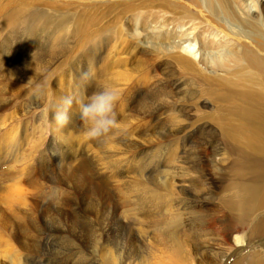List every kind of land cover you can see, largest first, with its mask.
I'll return each mask as SVG.
<instances>
[{
    "label": "rangeland",
    "instance_id": "obj_1",
    "mask_svg": "<svg viewBox=\"0 0 264 264\" xmlns=\"http://www.w3.org/2000/svg\"><path fill=\"white\" fill-rule=\"evenodd\" d=\"M4 17L9 18V21L4 23ZM224 24L220 23L216 15H209L197 0H0V45L6 42L17 44V51L9 48L7 56L13 58L15 51L16 56L20 57L19 65H31L37 62L35 58L39 62L49 63L47 69L34 76L30 82L20 81L22 87L18 89V94L8 87L7 91L0 94L1 98L10 100L9 106L0 111V155L8 156L9 160L14 154L18 156L21 153L24 166L31 160L30 166L42 163L44 169L53 171L56 184L44 181L41 177L39 181L44 183V190L48 192L44 200H54L62 218H67L66 221L74 218L88 224L95 218L93 204L89 200H78L81 198L79 186L75 182L78 173L66 172H71V166L79 167L91 179L97 177L113 186L114 190L108 191L110 197L105 199L112 229L104 234V238H109L110 233L115 235L120 232L123 240L139 249L135 230L142 226L121 216L127 203L137 201L130 181L138 183L137 188L146 186L156 196L172 199L162 210L172 205L173 209L181 212L187 223L184 233L173 232L169 235L174 238V242L178 240L175 246H178L182 261L164 251L160 235L155 231L147 237L149 249H143L136 253V257L132 255L122 263L118 262L109 241L102 242L96 254L89 242L88 246L85 242H73L68 251L65 241L71 233L68 236L62 231L54 232L47 225L48 221L42 220L41 230L33 233L29 227L23 237L25 244L20 245L11 236L14 231L20 230L0 223V264H17V258H23L27 264H251L264 260V205L256 209L257 212L255 210L252 215L249 214V218L248 215L244 216L241 208L231 209L225 200L234 196L237 199L240 197L242 203L252 202L256 200H252V197L264 195L263 156L258 159L263 161L259 169L254 170L256 174L247 170V174L245 172L242 176L238 170L240 161L233 152L234 139L229 134L233 132L229 116L254 123L259 131L253 135V142L264 150V96L245 92L253 87L252 80L249 77L245 83L240 81L244 71H236L237 65H233L232 60L226 59L222 67H215L219 74L217 77H208L204 73L211 71L209 66L212 63L209 60L200 62L191 70H181L168 57L187 39L195 42L189 48L194 51L199 49L198 55L204 58L216 51L237 49L231 45V39L223 36L224 32L220 28L226 30ZM95 27H99V30L89 32ZM55 34L63 35L57 45L62 46V49L56 56L49 57L45 52ZM93 39L96 42L91 46ZM22 49L24 53L20 56ZM92 50L96 52L87 55ZM161 57L167 59L163 65L167 67V73L156 68L159 66L157 60ZM86 63L90 65L84 70L90 67L93 72L90 76L92 84L83 86L76 77L83 78L80 69ZM5 68L9 67L0 60V70ZM231 79L240 84L235 86V81ZM3 82L9 84L10 80L5 78ZM37 84L41 86V94L39 97L33 96L34 103L30 108L27 104ZM230 85L235 88L231 90ZM106 86L119 92L114 106L115 127L107 135L86 138L83 135L85 124L80 120L75 105L69 112L67 131L62 133L61 128L50 122V105L60 96L69 93L88 95ZM39 102L43 104L36 106ZM73 109L75 114H72ZM43 111L46 113L45 118L42 117ZM159 149L164 154V160L168 159L165 161L167 164L164 162L160 166V177L158 180L156 178L158 184L155 179L136 180L131 177V167L139 158ZM167 160H172L173 164L167 166ZM12 162L2 163L0 167L6 168ZM11 165L13 172L23 168L18 162ZM33 173H27L22 181H26ZM248 175L252 179L244 184ZM173 178L178 182L174 192L169 190ZM9 182L0 173V186ZM55 185L57 191L51 190ZM198 189H202V195L197 193ZM31 190L28 187L27 193L20 194L26 203L37 193L33 190L31 194ZM229 191L233 193L229 194ZM20 210L27 218L25 222L15 224L26 230L31 210L26 209V204H21ZM137 218L143 221L144 217L138 214ZM122 224L128 227L124 228ZM192 225L194 228H206L212 232L213 238L228 240L232 245L228 254L224 257H221L223 253L219 255L225 250V244L219 242L209 248L192 250L181 246L180 242L185 239ZM81 238L86 239L84 234ZM35 244L39 246L36 254L33 251ZM59 244L63 247H58ZM80 252L89 253V256L84 257L86 261L79 260L83 258ZM26 253L32 256H24ZM217 257H221L219 262L216 261Z\"/></svg>",
    "mask_w": 264,
    "mask_h": 264
},
{
    "label": "bare ground",
    "instance_id": "obj_2",
    "mask_svg": "<svg viewBox=\"0 0 264 264\" xmlns=\"http://www.w3.org/2000/svg\"><path fill=\"white\" fill-rule=\"evenodd\" d=\"M197 1L205 7V10L209 13V15H216V17L218 19H220V23H222V25H223V23H225L224 25L226 26V28H225L226 30H224V28L223 29L220 28L221 32H224L222 34H223V36H225V38L227 36L229 39H231V42H232L231 45L237 49L233 50V48H232V49H228L227 51H222V50L216 51L213 54L207 55V58H208L207 59V58H204L202 55H198V53L200 52L199 49L197 51L190 49L189 46H191V45L194 46L195 42L194 41L192 42L191 39H187V42L184 45L179 46V49H175L169 53L168 57L172 60V63L176 66L177 69L191 70L192 68L197 67V65L200 62L203 63L206 60L207 61L209 60L212 63L209 66L210 67L209 70H211V71L206 72L204 74H207L208 77L209 76L212 77V76L217 75L215 67H219V66L222 67V64L226 61V59L232 60V61H234L233 65H235V64L237 65L236 71L238 69H243L242 71H244V73L241 74L242 76H241L240 81L245 83V81H248L249 77L252 80L251 85H253V87H251L250 90H247L245 92L246 93H257V94L264 96V2H263V0H197ZM4 20H5V21H3L4 23L8 22L9 18L4 17ZM222 27H224V26H222ZM98 30H99V27H95L93 30H91L89 32L94 33ZM219 32H220V30H219ZM86 33H87V31H86ZM97 34L98 33H96V35ZM62 37H63L62 34H60V35L55 34L53 36L51 44L48 47V50L45 52L47 55H49V57L56 56L57 54H59L61 52L62 46H57V45L59 43V40ZM222 38H224V37H222ZM95 42H96V40L93 39L91 41V46L94 45ZM15 46H17V44L16 43L14 44L12 42H6L5 44L0 45V60L3 61L6 64V66L9 67V68H5L3 70H0V94H2L4 91H7L8 88L12 92L18 94L20 91V90L18 91V89L22 87V85L19 84L20 81L30 82L34 76L43 72L45 69H47V66L49 65V63L39 62L40 60L37 58H35L37 60V62H35V63L33 62V64H31V65H27V64L19 65L18 61H19L20 57L18 58L16 56L15 51H13V58L7 56V53H6L7 49H9V48L16 49V51H17V47H15ZM217 46H219V44ZM23 49L21 50V52H19L20 56L23 55V53H24ZM4 52H5L6 56L3 55ZM95 52L96 51H93V50L89 51L87 53V55H92ZM211 53H212V51H211ZM42 55H43V53H42ZM157 61L159 63V66H157L156 68H158L162 72L167 73L166 72L167 67L163 66L166 64L165 62H167V59L165 57H161V58H158ZM87 65L89 66L90 63L89 64L86 63L85 65H83V64L81 65L80 70L83 72V75H84V76L82 75L83 78H80L81 76L76 77L77 82H80V84H83V86L92 84L91 83L92 79L90 80L91 73H93L90 70L91 68L89 67L90 69L88 68V69L84 70V68ZM93 67H95V66H93ZM94 72L96 75V71H94ZM231 72H233V71H231ZM225 73H227V71ZM222 76L223 75H221V77ZM230 76H232V75L230 74ZM95 77L93 76V79ZM5 78H9V80H10L9 84H6L5 82H3V79H5ZM204 78L205 77H203V79ZM237 78L239 79V77H237ZM222 80H224V79L222 78ZM222 80H221V82H222ZM234 81H235V84H234L235 86L240 84V83H237L236 80H234ZM202 83H203V81H202ZM125 85H124V87H125ZM145 85H147V84H145ZM153 86H155V85H153ZM153 86H152V88H153ZM230 87H231V85H230ZM234 88H235L234 86H233V88L231 87V90ZM127 91H129V90H127ZM128 93L130 94V92H128ZM128 93H127V95H128ZM58 95H59V93H58ZM33 96L34 95H30V98H29L30 101L27 104V106H29L30 108L32 107V105L34 103ZM9 101L10 100L8 98H1L0 97V111H2L7 106H9L8 105ZM42 104H43V102H42ZM42 104H40V102H39L38 104H36V106L42 105ZM171 108H173V107H171ZM42 113H43L42 117L45 118L46 113L44 111ZM75 113H76V111H75V109H73L72 114H75ZM229 119H230V121L232 123V127H233V132H229L231 138L234 139L233 152L235 153V156L238 157V160L240 161L239 164H241L240 167L238 168V170L240 171L242 176L247 170L249 172L251 171V172L256 174V172L254 170H258L261 162L263 161V159H260V160H258V159L262 156L264 158V150L262 148L258 147L256 142H253V135H255L259 131V129L254 127V123L246 122V121H244L241 118H238L236 116H233V118L231 116H229ZM154 120H155V118H154ZM50 122H51V117H50ZM52 124H54V122H52ZM67 126H68V123L61 128L62 133L67 131ZM150 131H154V130H150ZM146 138H148V137H146ZM248 139H249V141H248ZM189 148H191V147L189 146ZM173 151H175V149ZM168 153H169V151H168ZM170 154H171V152H170ZM15 155L16 154L11 156V158L9 160H8V156H1L0 155V165L2 163H8L10 161H13L12 163L18 162L19 165L23 166L22 170L18 171V169H17L15 172L12 171L13 169L11 170V168H12L11 164L12 163L8 164V166L6 168L2 167V166L0 167V168H5L4 170H0V173H2L6 178H8L10 180V182L8 184H3L0 186V223L5 224V225H9V226H13L14 228L19 229L21 231V232L20 231H14L11 234L13 240L16 243H18L20 245H24L25 243L23 242V237L25 235V232H27L28 228L29 227L32 228V230H30V231L33 233L35 231L41 230V224L40 223L42 220H44V221H48L49 224H47V225L54 232L62 231V232H64V234H67L68 236H69L68 233H71L70 238H68L65 241V244L68 248V251L71 250L73 242H81V243L85 242L87 246H88V242H89L93 248L92 251H94L95 252L94 254H96L100 250L99 245H102L101 243L104 241H106V242L109 241L110 246L113 248V251L116 253V256L118 258V262L122 263V261H124L125 259L129 258L132 255L135 256L136 253L141 252L143 249H149L150 245L147 243V239H148L147 237L150 234H153L155 231H157L160 235V241L163 244L162 247H163L164 251L168 255H170L171 257H174L175 259L182 261L178 246H175V242H177L178 240L174 242V238L170 237L169 235L173 234V232L174 233L175 232L184 233L185 232V226H187V223L185 222V219L182 217L181 212L176 211L177 209H173L172 205L170 207L162 210L163 208H165L167 203L169 201H171L172 199L166 198L164 196H156L155 194L152 193V190L147 188L146 186H143L141 188H137L136 185H138V183H134L135 181H133V182L130 181L129 185L131 186V190L135 192V195L137 196V201L127 203L122 210L123 212L121 213V216H122V218H128L131 220L132 223L139 224L143 227V228L142 227L137 228L135 230L136 235H137L136 241L139 244V249H137V246L131 247V245H129V243L126 240H123V238L120 235L121 234L120 232H118V234L115 233V235H112L110 233L111 236L109 238H104V234L107 232H111V229H112L111 228L112 221L110 218V214L108 213V206L106 205L105 199L110 197L108 191L114 190L113 186H110L109 184L102 182L103 179L101 181L100 178H97V177L91 179L88 177V175L86 173L81 171L79 167L71 166V169H69V171H71V172H68V171H66V172L69 174V173H72V172L74 173L77 171V173H78L77 177H76L77 181H75L77 183V185L79 186V192L81 194V198H79L78 200L84 201V202L89 200L91 202V205L93 204V207H94L93 213H94L95 218L93 220L90 219L91 221H88V224H85L84 222L83 223L79 222L74 218H71L70 221H66L67 218H62L61 211L59 208H57V205H55V202H53L54 200H52V201L50 200L49 202H46L44 200L45 199L44 196L48 192H46L44 190V183L39 181V178L41 177L44 181H48V182L56 184L54 172L49 171L48 169H44L42 163H39L37 165L32 164L30 166L31 160L27 163V165L24 166L23 165L24 156L21 153L18 156L17 155L15 156ZM169 155H168V157H169ZM172 156H174V155H172ZM214 156H215V154H214ZM164 158H165L164 154L162 155V152L160 151V149L146 153L145 155L143 154V156H141L139 158V160L134 164V166L131 167V171H132L131 177L135 178L136 180H152V181H154V179L156 180V178L158 180V177H160V176H158V174H159V171H161V170H159L160 166L164 164L166 159H168V158H166L164 160ZM178 158H176V161ZM169 159H171V158H169ZM223 159H222V161H223ZM172 160H167V162H168L167 166H169V164L170 165L173 164ZM70 162H72V161H70ZM182 167L185 168L184 166H182ZM14 169H16V168H14ZM29 172H34V173L26 181H22L25 179L26 174ZM247 172H246V174H247ZM253 173H251V176L253 175ZM238 175L241 176L240 174H238ZM15 176H16V178H15ZM184 176H186V175L184 174ZM124 177H127V176L125 175ZM181 177L182 176H180V178ZM187 177H188V175H187ZM254 177H256V176H254ZM198 178H200V177H198ZM252 178H253V176H252ZM252 178L249 177V175L246 179L244 177V179H245L244 180L245 182L243 181L244 184L248 183ZM237 179H239V178H237ZM181 180H183V179H181ZM246 181H248V182H246ZM159 183H160V181H159ZM230 183H231V181H230ZM156 184H158V181L156 182ZM233 185H236V184H233ZM175 186H178V182L175 178H173V179H171L169 190L173 191V192L176 191ZM28 187L32 188V190L30 191L31 194L33 193V190L36 191L37 193L33 197H30V199H31L30 202L26 203L24 200H22L20 194L27 193ZM55 189H56V185L51 188V190H53V191ZM228 190H230V188H228ZM55 191H57V189ZM230 192H232V191H229V194H230ZM197 193L199 195H202V189H198ZM222 193H223V191H222ZM242 193H243V191H242ZM226 194H228V193H226ZM234 194H237V193L234 192ZM240 194H241V191H240ZM225 195H223V196L225 197ZM238 195H239V192H238ZM239 199H241V198L239 197L237 199V197L229 196L225 200L227 201L226 203H228V206L231 209H240L241 208L240 211L243 210L245 217H246V215L249 216V214H251L256 209H259L260 207H262L264 205V195H262V197H258V195H256V197H252L251 198L252 200L256 199L252 202L247 201V202L242 203L241 202L242 200L240 201ZM221 203L222 202H220V204ZM21 204H26V209L31 210V212L29 213V221L30 222L25 227L26 230H24L23 228L17 227V225L15 224V222H25V219L27 218V216L25 214H23L20 210ZM79 204L82 205L81 203H79ZM183 204H184V202L181 205H183ZM175 208H177V206ZM185 208H187V207H185ZM236 211H238V210H236ZM236 211H234V212H236ZM256 212H257V210H256ZM138 214H141L144 217L143 221H140L137 218ZM239 216H240V214H239ZM235 218H236V216H235ZM249 218H250V216H249ZM242 219H243V216H242ZM238 221H240V220H238ZM255 224H256V222H255ZM121 226H123L124 228L128 227L127 225H124V224H122ZM214 229H215V226H214ZM263 231H264V229H263ZM82 234L85 235L86 239L81 238ZM211 234H212V232H210L209 230H206V228L205 229L204 228L202 229L201 227L194 228L192 225L190 230L188 231V233L185 234V239H183L180 242V244H181V246L183 245L184 247H188L190 250H192V248L193 249L209 248V247L214 246L215 242H219V243L225 244V248H224L225 250H222L221 252H219V255H220V253H223L221 255V257H224L225 255L228 254V252L232 248V245H230V242L228 240L226 241V239L218 240L216 238H213ZM176 238H178V237H176ZM151 242H152V240H151ZM156 244L160 245L159 242H156ZM58 247L62 248L63 245L59 244ZM105 247H108V246H105ZM38 250H39V246H38V244H35L34 248H33V251L35 252L34 254H36ZM102 250H104V249H102ZM79 254L81 257H83L82 259H79L81 262L86 261V259H84L85 256H89L88 255L89 253L85 254L84 252H80ZM103 254H105V253H103ZM103 254H102V256H103ZM111 254H112V251H111ZM24 256H32V255L29 253H26ZM221 257H217L216 261L219 262ZM100 259H102V258L100 257ZM109 259L111 260V258H109ZM16 263L17 264H27V262L23 258H17ZM47 263H49V262H47ZM77 263L79 264V262H77ZM77 263H75V264H77ZM106 263H107V261H106ZM114 263L112 262V264H114ZM261 263H264V260L253 262L251 264H261ZM216 264H218V263H216ZM232 264H234V263H232Z\"/></svg>",
    "mask_w": 264,
    "mask_h": 264
},
{
    "label": "clouds",
    "instance_id": "obj_3",
    "mask_svg": "<svg viewBox=\"0 0 264 264\" xmlns=\"http://www.w3.org/2000/svg\"><path fill=\"white\" fill-rule=\"evenodd\" d=\"M41 86L35 85L33 95L39 97ZM119 98L117 89L106 86L82 95L69 93L60 97L51 108V121L62 128L68 123L69 112L76 106L80 120L85 124L83 135L89 139L100 138L107 135L115 127L114 106Z\"/></svg>",
    "mask_w": 264,
    "mask_h": 264
}]
</instances>
